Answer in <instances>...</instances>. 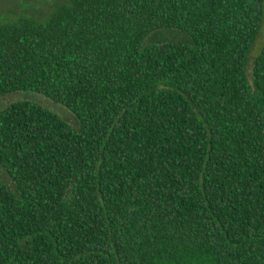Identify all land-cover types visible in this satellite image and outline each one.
I'll return each instance as SVG.
<instances>
[{
	"label": "trees",
	"instance_id": "1",
	"mask_svg": "<svg viewBox=\"0 0 264 264\" xmlns=\"http://www.w3.org/2000/svg\"><path fill=\"white\" fill-rule=\"evenodd\" d=\"M264 0H65L0 18V264H264Z\"/></svg>",
	"mask_w": 264,
	"mask_h": 264
},
{
	"label": "rangeland",
	"instance_id": "2",
	"mask_svg": "<svg viewBox=\"0 0 264 264\" xmlns=\"http://www.w3.org/2000/svg\"><path fill=\"white\" fill-rule=\"evenodd\" d=\"M65 0H0V18L5 14L12 15H32L38 18L44 16L53 5H56ZM264 11V10H263ZM264 44V13L263 22L260 27L259 34L255 39L254 45L249 54V62L246 68V77L251 83L252 81V64L254 58L259 54L262 45ZM26 100L33 102L45 109H48L58 114L62 119L68 122L73 128H78V122L74 115L70 113L64 106L50 100L49 98L31 91H15L5 96L0 97V110L8 104L16 101ZM0 178L9 186L12 187L11 179L0 167Z\"/></svg>",
	"mask_w": 264,
	"mask_h": 264
}]
</instances>
